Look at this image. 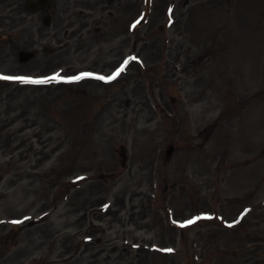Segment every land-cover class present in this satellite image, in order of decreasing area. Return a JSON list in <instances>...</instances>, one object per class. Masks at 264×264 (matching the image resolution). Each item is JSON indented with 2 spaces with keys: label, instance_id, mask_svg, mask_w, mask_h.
<instances>
[{
  "label": "rangeland",
  "instance_id": "obj_1",
  "mask_svg": "<svg viewBox=\"0 0 264 264\" xmlns=\"http://www.w3.org/2000/svg\"><path fill=\"white\" fill-rule=\"evenodd\" d=\"M56 74L0 80V264H264V0H0Z\"/></svg>",
  "mask_w": 264,
  "mask_h": 264
},
{
  "label": "snow or ice",
  "instance_id": "obj_2",
  "mask_svg": "<svg viewBox=\"0 0 264 264\" xmlns=\"http://www.w3.org/2000/svg\"><path fill=\"white\" fill-rule=\"evenodd\" d=\"M131 59H136V58L132 57ZM127 63H128V61L126 60L124 62V65H126ZM124 65H122L119 69L116 70V72H114L109 77L99 76V77H96V78L100 79V80H114L117 76H119L124 71ZM91 75H92L91 73H83V74H81V76L72 77L71 79L80 80V79L84 78L85 76H91ZM60 78L61 77L59 76V74H56L55 76H53L51 78H46L44 80H33L30 77H24V76H5V75H0V80H18V81H21L23 83H46V82H48V79L58 80ZM193 222L194 221H188V223H193ZM166 251L170 252L172 250L171 249H167Z\"/></svg>",
  "mask_w": 264,
  "mask_h": 264
},
{
  "label": "water",
  "instance_id": "obj_3",
  "mask_svg": "<svg viewBox=\"0 0 264 264\" xmlns=\"http://www.w3.org/2000/svg\"><path fill=\"white\" fill-rule=\"evenodd\" d=\"M173 150V147L172 146H169L168 147V150H167V156L171 153V151ZM121 155H122V157H123V160H122V164H124V160H125V155H124V153H123V148H122V151H121Z\"/></svg>",
  "mask_w": 264,
  "mask_h": 264
},
{
  "label": "bare ground",
  "instance_id": "obj_4",
  "mask_svg": "<svg viewBox=\"0 0 264 264\" xmlns=\"http://www.w3.org/2000/svg\"><path fill=\"white\" fill-rule=\"evenodd\" d=\"M38 7H41L40 4H35L34 7H33V10L37 9Z\"/></svg>",
  "mask_w": 264,
  "mask_h": 264
},
{
  "label": "flooded vegetation",
  "instance_id": "obj_5",
  "mask_svg": "<svg viewBox=\"0 0 264 264\" xmlns=\"http://www.w3.org/2000/svg\"><path fill=\"white\" fill-rule=\"evenodd\" d=\"M103 68H105V67H103ZM103 68H102V70H103Z\"/></svg>",
  "mask_w": 264,
  "mask_h": 264
}]
</instances>
